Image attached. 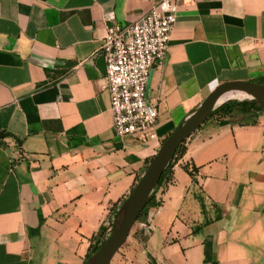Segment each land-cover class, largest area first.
I'll list each match as a JSON object with an SVG mask.
<instances>
[{
	"label": "crops",
	"instance_id": "0c3cea01",
	"mask_svg": "<svg viewBox=\"0 0 264 264\" xmlns=\"http://www.w3.org/2000/svg\"><path fill=\"white\" fill-rule=\"evenodd\" d=\"M158 1L0 0V264H83L208 92L264 78V0H186L147 84L157 139L118 136L100 53L105 17L124 26ZM184 146L154 193L151 229L138 223L146 255L207 264L208 242L216 264H264V113L243 125L211 118Z\"/></svg>",
	"mask_w": 264,
	"mask_h": 264
},
{
	"label": "built area",
	"instance_id": "2783aa9c",
	"mask_svg": "<svg viewBox=\"0 0 264 264\" xmlns=\"http://www.w3.org/2000/svg\"><path fill=\"white\" fill-rule=\"evenodd\" d=\"M186 0H159L138 19L121 26L108 14L100 53L104 58V76L109 93L112 127L118 136L154 131L159 107L147 100V84L153 64L167 50L170 32L179 4ZM141 227L150 230L148 221Z\"/></svg>",
	"mask_w": 264,
	"mask_h": 264
},
{
	"label": "water",
	"instance_id": "95a60500",
	"mask_svg": "<svg viewBox=\"0 0 264 264\" xmlns=\"http://www.w3.org/2000/svg\"><path fill=\"white\" fill-rule=\"evenodd\" d=\"M226 91L244 93L256 100L264 111V83L247 80H226L216 84L161 143L132 190L116 210L108 235L87 256L83 264H109L127 238L139 213L148 202L179 144L193 133L208 118L211 112L220 105H215V101L221 93ZM6 135V132L0 130V139Z\"/></svg>",
	"mask_w": 264,
	"mask_h": 264
},
{
	"label": "trees",
	"instance_id": "16d2710c",
	"mask_svg": "<svg viewBox=\"0 0 264 264\" xmlns=\"http://www.w3.org/2000/svg\"><path fill=\"white\" fill-rule=\"evenodd\" d=\"M255 82L264 83V78H259ZM259 112L264 113V111L258 105L256 100H254L253 98H250L248 96H244L241 98H230V99L223 101L220 105H218L211 112V114L208 116V118L205 121L215 117V119H217V121H219V123H221V124L232 123V124H242L243 125V124L253 123L255 121V118H256V113H259ZM1 140L2 139H0V142H1ZM185 140H183L179 144L177 150L174 153L173 158L169 162L165 171L162 173V175H161V177L157 183V186L155 187V189H154L152 195L150 196L148 202L146 203L144 208L139 213V215L136 219V222H138V223L139 222H146L148 209L159 203L158 201L155 200L154 193H155L157 187L160 186L164 181H166L168 179L170 172H171V167H172L173 161L176 160V158L179 157V155L182 154V152L185 149V146H184ZM190 172H192V171H190ZM193 172H194V169H193ZM115 212H116V210L114 211V214H115ZM114 214H113V216H114ZM112 218L108 224L101 225L99 227L98 231L96 232V234L93 236L92 242L90 243V246H89V252L86 254L85 259L87 258V256L91 252H93L100 245V243L108 235L109 227H110ZM148 260H149V264H156L155 261L149 256H148ZM204 261L207 264H216L215 261L211 258L208 242H205Z\"/></svg>",
	"mask_w": 264,
	"mask_h": 264
},
{
	"label": "rangeland",
	"instance_id": "374dc122",
	"mask_svg": "<svg viewBox=\"0 0 264 264\" xmlns=\"http://www.w3.org/2000/svg\"><path fill=\"white\" fill-rule=\"evenodd\" d=\"M141 239L138 222H135L127 238L117 250L109 264H149L148 255L145 253Z\"/></svg>",
	"mask_w": 264,
	"mask_h": 264
},
{
	"label": "bare ground",
	"instance_id": "6f19581e",
	"mask_svg": "<svg viewBox=\"0 0 264 264\" xmlns=\"http://www.w3.org/2000/svg\"><path fill=\"white\" fill-rule=\"evenodd\" d=\"M245 94L239 91H226L221 93L216 101H215V105L217 104H221L223 101L230 99V98H238L240 96H244Z\"/></svg>",
	"mask_w": 264,
	"mask_h": 264
}]
</instances>
